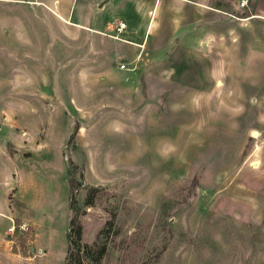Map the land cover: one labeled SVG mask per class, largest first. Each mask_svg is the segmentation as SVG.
<instances>
[{"label": "rangeland", "instance_id": "rangeland-1", "mask_svg": "<svg viewBox=\"0 0 264 264\" xmlns=\"http://www.w3.org/2000/svg\"><path fill=\"white\" fill-rule=\"evenodd\" d=\"M51 1L0 0V264H69L72 199L82 264H264L250 0H198L207 40L174 0H113L98 28L96 0Z\"/></svg>", "mask_w": 264, "mask_h": 264}, {"label": "crops", "instance_id": "crops-1", "mask_svg": "<svg viewBox=\"0 0 264 264\" xmlns=\"http://www.w3.org/2000/svg\"><path fill=\"white\" fill-rule=\"evenodd\" d=\"M41 3H43L44 7H46L49 11L50 9V4H53V1L51 0H39ZM175 2L178 3V6H180L182 9L185 8L187 11L192 12V13H206L207 20L202 21L200 25H202V35L204 36L206 40L209 38V29H210V23L208 21V16H209V10H211V7L209 4H206L205 2H199L198 0H174ZM97 2V3H96ZM96 9H90L89 14H90V21L91 23H94L95 25L97 24V28L100 25H103L105 27L109 26L110 24V19L107 17V12L109 11V5L111 6L115 5V1L113 0H96ZM130 3V1H129ZM138 6H142V8L147 9V12H151L156 4V0H137L135 2ZM53 7V6H51ZM62 9H56L58 13L61 12ZM221 11V10H217ZM48 12V11H47ZM74 12H77L76 10ZM223 12V11H222ZM249 16L247 17V22H239L234 24V40H235V65H234V77L237 79V76L239 74V70L241 67H247L243 65V59L249 58L250 54L253 53L254 55L259 54L264 56V48L259 46V44L264 45V0H250V7H249ZM60 17V16H59ZM66 23H71L74 24L63 17H60ZM182 29L187 28L185 24ZM219 25H223L220 24ZM180 27V26H179ZM240 29L243 32H237V30ZM206 31V32H204ZM126 40V39H125ZM133 45H138L139 47L142 46V43L134 42V41H129ZM202 41L204 42V37H202ZM245 53L247 54V58L244 56ZM238 56L241 58L238 59ZM250 61V60H249ZM249 67V66H248ZM252 76V75H251ZM258 82V81H257ZM220 83V84H219ZM252 83V82H250ZM218 85H221V82H217ZM242 92V90H241ZM23 185V183H22ZM4 208L5 207L4 204ZM5 211V210H3Z\"/></svg>", "mask_w": 264, "mask_h": 264}, {"label": "trees", "instance_id": "trees-1", "mask_svg": "<svg viewBox=\"0 0 264 264\" xmlns=\"http://www.w3.org/2000/svg\"><path fill=\"white\" fill-rule=\"evenodd\" d=\"M27 155V154H25ZM72 199V198H71ZM75 201L74 199L71 200L70 208L74 211V214L70 220V231L74 232V235L71 237L70 233H67V239L70 242V249H69V264H82V259L80 256V250H81V226L79 222L77 221V214L75 208Z\"/></svg>", "mask_w": 264, "mask_h": 264}, {"label": "built area", "instance_id": "built-area-1", "mask_svg": "<svg viewBox=\"0 0 264 264\" xmlns=\"http://www.w3.org/2000/svg\"><path fill=\"white\" fill-rule=\"evenodd\" d=\"M246 3H247V0H242V1H241V6H244ZM125 26H126L125 23H123V22H119V24H118V26L116 27V29H117L118 31H121ZM120 68H121V69L125 68V65H124L123 63H121V64H120Z\"/></svg>", "mask_w": 264, "mask_h": 264}]
</instances>
